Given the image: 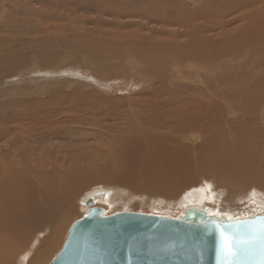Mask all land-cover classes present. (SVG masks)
<instances>
[{"label":"rangeland","instance_id":"obj_1","mask_svg":"<svg viewBox=\"0 0 264 264\" xmlns=\"http://www.w3.org/2000/svg\"><path fill=\"white\" fill-rule=\"evenodd\" d=\"M235 2L0 0V190L29 186L5 199L16 223L49 211L34 229L55 242L38 264L58 253L90 192L103 214L178 217L185 192L206 182L218 211L247 217L255 200L264 211V177H254L264 153L241 144L264 134L251 107L253 96L264 105V0Z\"/></svg>","mask_w":264,"mask_h":264},{"label":"water","instance_id":"obj_2","mask_svg":"<svg viewBox=\"0 0 264 264\" xmlns=\"http://www.w3.org/2000/svg\"><path fill=\"white\" fill-rule=\"evenodd\" d=\"M85 204L89 207L71 224L49 264H264L262 212L227 221L197 208L175 218L135 211L103 214L91 197ZM220 228L234 246L239 242L240 255L218 254Z\"/></svg>","mask_w":264,"mask_h":264},{"label":"bare ground","instance_id":"obj_3","mask_svg":"<svg viewBox=\"0 0 264 264\" xmlns=\"http://www.w3.org/2000/svg\"><path fill=\"white\" fill-rule=\"evenodd\" d=\"M226 1V0H225ZM234 2H235V0H234ZM237 2V1H236ZM235 2V3H236ZM239 2V1H238ZM225 3H227V2H225ZM229 3V2H228ZM227 3V4H228ZM240 3V2H239ZM245 3V2H244ZM234 4V3H233ZM233 4H232V6H233ZM224 6V5H223ZM222 6V7H223ZM231 6V7H232ZM239 6V5H238ZM233 7H235V5L233 6ZM240 7V6H239ZM227 7H224V9H226ZM228 9V8H227ZM229 10V9H228ZM231 10V9H230ZM229 10V11H230ZM218 10H217V8H216V12H217ZM229 11H226L227 13L229 12ZM158 12V11H157ZM232 12V11H231ZM209 13V12H208ZM211 13V12H210ZM222 13V12H221ZM224 13V12H223ZM159 14H161V13H159ZM212 14H213V12H212ZM212 14H210V15H212ZM223 15V14H222ZM162 16V15H161ZM203 16V15H202ZM214 16V15H213ZM217 16H219V15H217ZM255 19V18H254ZM207 20V19H206ZM189 21V20H188ZM204 58V57H203ZM219 58V57H218ZM200 59V58H199ZM204 63V62H203ZM202 63V64H203ZM210 65V64H209ZM212 66H214V65H212ZM233 71V70H232ZM235 72V71H234ZM234 74H236V73H234ZM215 76V75H214ZM221 76V77H220ZM219 77L220 78H222V75H220ZM242 76V75H241ZM211 77V76H210ZM218 77V76H217ZM218 77V78H219ZM223 79V78H222ZM257 79V78H256ZM218 80V79H217ZM223 81V80H222ZM225 81V80H224ZM208 82H210V79H209V81ZM221 82V81H220ZM228 83V82H227ZM243 83H245V82H243ZM250 84H252V82H249ZM255 83V82H254ZM211 84V83H210ZM214 84V83H213ZM238 84V83H237ZM256 84V83H255ZM254 84V85H255ZM223 86V85H222ZM237 86V85H236ZM252 86H253V84H252ZM213 87V86H212ZM215 87V86H214ZM257 87V86H256ZM225 88V87H224ZM233 88V87H232ZM239 88V87H238ZM254 88V87H253ZM258 88H261V87H258ZM218 89V88H217ZM240 89V88H239ZM238 89V90H239ZM208 90H209V88H208ZM216 90V89H215ZM236 90V89H235ZM247 90V89H246ZM223 91V90H222ZM259 91V90H258ZM211 92V91H210ZM236 92V91H235ZM239 93V92H238ZM242 93V92H241ZM259 92H257V94H258ZM225 94V93H224ZM253 94H254V92H253ZM256 94V95H257ZM174 95V94H173ZM250 95V94H249ZM175 96H176V94H175ZM247 97V96H246ZM178 98V97H177ZM237 98H238V96H237ZM236 98V99H237ZM240 98V97H239ZM259 98L260 99H262L260 96H259ZM259 98L256 100V98L253 96V98H251V100H252V103H251V107H253L254 109L256 108V109H258L257 111H258V114L260 113V112H263L260 116H262V118H260V119H264V105L262 104V101L261 100H259ZM247 99H248V97H247ZM238 100V99H237ZM206 102V101H205ZM248 103H250V101H248ZM91 104V103H90ZM194 104V103H193ZM200 104V103H199ZM236 104V103H235ZM188 105V104H187ZM197 105V104H196ZM201 105V104H200ZM243 105V104H242ZM91 106V105H90ZM90 106H89V108H90ZM94 106V105H93ZM93 106H91V108L93 107ZM237 106V105H236ZM244 106V105H243ZM86 107H88V105L86 106ZM95 107V106H94ZM241 107V106H240ZM88 108V109H89ZM233 108V110L232 111H234V107H232ZM236 108V107H235ZM246 108V107H245ZM244 108V109H245ZM85 109V108H84ZM93 109V108H92ZM91 109V110H92ZM153 109V108H152ZM200 109V108H199ZM249 109V108H248ZM183 110V109H182ZM181 110V111H182ZM251 110V109H250ZM93 111L94 110H92L91 112H92V115H93ZM199 111V110H198ZM90 112V111H89ZM139 112V111H138ZM241 112V111H240ZM141 114H142V112H140ZM232 113V112H231ZM235 113V112H234ZM136 114V113H135ZM179 114H180V112H179ZM178 114V115H179ZM243 114V113H242ZM257 114V115H258ZM232 115V114H231ZM258 115V116H259ZM93 116H95V115H93ZM136 116V115H135ZM139 116V115H138ZM138 116H137V118H138ZM153 116H155L154 114L151 116L152 118H153ZM184 116V115H183ZM244 116V115H243ZM257 116V117H258ZM142 117V118H141ZM140 118L141 119H143V120H145L144 118H146V116L144 117V115H142ZM149 117H150V115H149ZM150 117V118H151ZM193 117V116H192ZM241 117V116H240ZM150 118H149V120H150ZM151 118V119H152ZM155 118V117H154ZM159 118V117H158ZM178 118H180L179 116H178ZM194 118V117H193ZM148 119V118H147ZM157 119V118H156ZM186 119V118H185ZM152 120H155V119H152ZM162 120V119H161ZM180 121L182 120V119H179ZM197 120V119H196ZM135 121V120H134ZM155 121H158V120H155ZM160 121V120H159ZM192 121V120H191ZM194 121V120H193ZM230 121V120H229ZM150 122V121H149ZM153 124H154V121H151ZM169 122H170V120H169ZM178 122V121H177ZM129 124V123H128ZM158 124V123H157ZM182 124V123H181ZM188 124H189V121H188ZM127 125V124H126ZM133 125V124H132ZM161 125V124H160ZM256 125V124H255ZM123 126H125V125H123ZM128 126V125H127ZM179 126V125H178ZM190 126V125H189ZM120 127H122V126H120ZM129 127V126H128ZM127 127V128H128ZM151 127V126H150ZM155 127H156V124H155ZM161 127H163V126H161ZM169 127V126H168ZM186 127V126H185ZM184 127V128H185ZM255 127V126H254ZM264 127V126H263ZM127 128H126V126H125V130L127 131ZM132 128V127H131ZM135 128H136V126H135ZM177 128H179V127H177ZM181 128V127H180ZM183 128V129H184ZM134 129V128H133ZM159 129V128H158ZM163 130H164V128H162ZM167 129H169V128H167ZM187 129V128H186ZM115 130V129H114ZM119 130V129H118ZM124 130V131H125ZM130 130V129H129ZM137 130H139V129H137ZM242 130V129H241ZM241 130L239 131V132H241ZM134 131H135V129H134ZM166 131V130H165ZM170 131V130H169ZM110 132V131H109ZM117 132V131H116ZM122 132H123V130H122ZM130 132H131V130H130ZM133 132V131H132ZM115 132H113V134H114ZM119 134H121V132L119 133ZM249 134H251V136H252V138H251V136L250 135H247V138H248V143H243V142H241V144L242 145H250L251 147H252V149H254V152H252V155L253 156H255V155H258V156H256V157H259L261 154H263L264 153V151L262 150L263 148L261 147H259L258 145V143L259 142H257V141H260L261 142V140L260 139H262L263 140V138H262V136L264 135H262V131H260V130H258V128H257V130H255V129H253V132H249ZM165 135V134H164ZM172 135V134H171ZM259 135V136H258ZM162 136V135H161ZM257 140V141H256ZM244 147V146H243ZM165 149V148H164ZM167 149V148H166ZM251 149V148H250ZM251 149V150H252ZM166 152V151H165ZM170 152H166V154H169ZM113 155V154H112ZM205 158V157H204ZM211 160V159H210ZM212 161V160H211ZM56 162V161H55ZM7 163V162H6ZM116 163V162H115ZM217 164V163H216ZM255 166V165H254ZM116 167L119 169V166H117L116 165ZM249 168H251V167H248V169ZM251 169H253V168H251ZM120 170V169H119ZM206 171V170H205ZM256 172V173H255ZM119 173V172H118ZM254 177L255 178H257L258 180H260L261 181V177H264V176H262V175H264V174H262L261 173V171L260 172H258V171H254ZM220 174V173H219ZM67 177V176H66ZM68 177H69V175H68ZM72 177H76V176H72ZM78 177H81V176H78ZM234 178H236V177H234ZM248 178H250V177H248ZM252 178V177H251ZM20 178L19 179H17L16 180V182H15V180H14V186H12V188L10 189V190H5V189H3V186H2V188H1V190H0V227L1 228H4V226H5V224L6 225H8V229H6V230H4V231H9V233L10 234H12L10 237L7 235L6 237L5 236H0V264H5L4 262L6 261H8L9 260V257L13 254V252L15 251V249H18L17 247H18V245L21 243L22 244V242H23V240H24V238H26V235L29 233V232H31V230H32V228L34 229V227L35 226H37V227H39V226H41L42 225V223L44 222V221H46L47 219V216H48V213H49V211L47 212H43L42 211V209L40 208V206L38 205V203L36 204V198L34 199V197L32 196V191H31V188H30V190H28L29 191V194L27 195V197H28V200L29 201H31L32 200V197H33V200L32 201H34V203H32V204H35V206H37L39 209H40V211H41V214H39V215H35V216H37V217H34V220L36 221V220H38L39 219V221H38V223L37 224H33V226L32 227H30L28 224H26V223H23V224H21V223H16V222H14V219L13 218H15V216H13V215H11V214H7L6 213V211L4 210V209H6V202L7 201H9V202H12L13 200H14V197H16L15 196V192H17V194L18 195H25L26 194V192H27V190H25V188H24V186L27 188V187H29V186H27V184H26V182H25V179H21L20 181ZM58 180H60L61 181V179H58ZM75 180V179H74ZM78 181V180H77ZM62 182H64L63 181V179H62V181L61 182H58V183H56L57 184V186L59 187V186H61L62 185V188L63 189H67V190H73V188H74V186H75V183L74 184H72L71 186H66V185H64ZM203 183V182H202ZM206 185L205 186H203L202 187V185L201 186H198V187H196V188H194V189H190V190H187L186 192H185V194H184V196H183V194H182V196H183V201H182V205H183V207H182V209H181V211L180 212H178L179 214H180V216H182L183 214H184V211L186 210V209H188V208H197V209H199L200 211H205L207 214H210V215H216V216H218V217H222V218H224V219H226L227 221L228 220H232V219H235V218H238L237 216H235V214H230L229 212H221V211H218L219 209H217L216 207L214 208L213 206H212V204L210 203V202H212V201H210V199L212 200V198H213V191L211 190V187H210V184H208V183H206V182H204ZM170 184V183H169ZM172 186V185H171ZM173 187V186H172ZM169 189V188H168ZM170 190V189H169ZM97 191H103L102 192V197H105L106 199H105V201H107L108 202V200H109V196H107V193H105L104 191H105V189H99V190H97ZM169 192V191H168ZM170 193V192H169ZM57 197H58V194L56 195ZM95 194L93 193V192H90L88 195H86L85 197H84V203H85V201H86V199H87V197H91L92 198V200H93V202H94V206H97V202H96V200L97 199H95ZM181 196V197H182ZM102 197H100V198H102ZM180 197V196H179ZM8 198V200L6 201L5 199H7ZM69 198V197H68ZM103 199V198H102ZM108 199V200H107ZM255 201H257V202H259L255 207H257V208H259V210H257V211H254V212H251L252 214L253 213H260V212H264L263 211V209H262V201L260 202V201H258V200H255ZM64 202H66V201H64ZM106 202V203H107ZM50 203H52L51 205H49V208L51 209V210H55V209H57L59 206H58V204L57 203H55L54 202V200L52 199V200H50ZM253 203V202H252ZM62 204V203H61ZM61 206V205H60ZM63 207V206H62ZM89 207V206H88ZM256 208V209H257ZM30 212H31V210H30ZM38 213V212H37ZM232 213V212H231ZM5 215L7 216V219H9L10 221H6L7 219H6V217H5ZM23 215V214H22ZM46 217V218H45ZM179 217V216H178ZM175 218H177V217H175ZM59 228H60V222H59V224H57V226H56V229L57 230H59ZM35 230V229H34ZM68 230H69V228H68ZM68 230H67V232L65 233V236L67 237V233H68ZM30 234V233H29ZM40 236V235H39ZM53 236V235H52ZM29 237V236H28ZM66 237L64 238V241L61 243V245H60V247L58 248V251L62 248V245L64 244V242H65V239H66ZM30 238V237H29ZM37 238H39V237H37ZM37 238H36V240H37ZM31 240V239H30ZM28 242V241H27ZM35 242H37V241H35ZM54 242H55V240H54V237L53 238H47L46 240H45V242H43L42 243V245L40 246V247H38L39 249L38 250H36L34 253H35V255L32 257V259L31 258H29L28 260H27V257H28V253H31L32 251H27V250H25V251H27V252H25L26 253V255L24 256H22L21 258L23 259H20V263L19 264H24V260H25V262H27L26 264H38L41 260H42V258H44L45 257V255L47 254V252L48 251H50V249L53 247V244H54ZM27 244V243H26ZM40 244V243H39ZM19 246H21V245H19ZM43 246V248L41 249V247ZM28 247V246H27ZM22 248V247H21ZM21 251V250H20ZM32 254V253H31ZM13 260V259H12ZM50 259H48L47 260V262H49L50 263V261H49ZM52 260V259H51ZM48 263V264H49Z\"/></svg>","mask_w":264,"mask_h":264},{"label":"crops","instance_id":"obj_4","mask_svg":"<svg viewBox=\"0 0 264 264\" xmlns=\"http://www.w3.org/2000/svg\"><path fill=\"white\" fill-rule=\"evenodd\" d=\"M30 233V234H29ZM27 235H26V238H24V240H23V242H22V244L20 243L19 245H21V246H19L18 245V249H15V251L13 252L14 254H13V260H11L10 262H7L6 264H19L18 263V261L20 260V255H22L24 252H25V250L26 249H28V247H29V243L30 242H34V241H37V242H35V243H40V245H38L37 244V246H36V248H34V249H36V250H38L39 248L38 247H40L41 245H42V243L43 242H45V240L47 239V238H49V236H50V233L49 232H44V233H41L39 230H31V232H29ZM11 236L12 234H10V233H7L6 235H5V237L6 236ZM40 235V236H39ZM30 238H29V237ZM2 237V236H1ZM36 237H39V238H37V240H36ZM27 239H29V241L28 242H26L27 241ZM31 239V240H30ZM27 243V244H26ZM28 246V247H27ZM22 247V248H21ZM41 249H42V247H41ZM21 250V253L19 254V251ZM27 251H29V250H27ZM32 251V250H31ZM32 254H33V252H31ZM17 257V260L18 261H14L15 260V258ZM24 264H26V262L24 263Z\"/></svg>","mask_w":264,"mask_h":264},{"label":"snow or ice","instance_id":"obj_5","mask_svg":"<svg viewBox=\"0 0 264 264\" xmlns=\"http://www.w3.org/2000/svg\"><path fill=\"white\" fill-rule=\"evenodd\" d=\"M236 223H240V222L237 221ZM228 227L231 228L232 225L230 224L228 225ZM220 235H221V243L219 248L217 249L218 254L223 253V255L227 258V257H234L242 253L243 249L239 247V242H237L236 246H234L233 238H230L223 228H220ZM163 250L164 249H161V251Z\"/></svg>","mask_w":264,"mask_h":264}]
</instances>
